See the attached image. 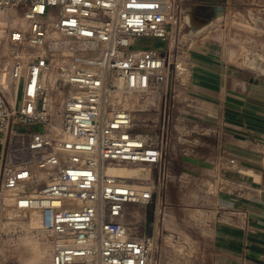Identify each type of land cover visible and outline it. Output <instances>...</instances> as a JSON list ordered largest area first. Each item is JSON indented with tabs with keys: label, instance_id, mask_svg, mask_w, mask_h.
Segmentation results:
<instances>
[{
	"label": "built area",
	"instance_id": "built-area-1",
	"mask_svg": "<svg viewBox=\"0 0 264 264\" xmlns=\"http://www.w3.org/2000/svg\"><path fill=\"white\" fill-rule=\"evenodd\" d=\"M13 8L26 25L1 39L0 210L40 212L51 264H155V227L139 236L125 217L130 204L148 217L157 186L106 169L149 164L162 184L172 176L170 131L153 133L147 114L167 80L185 86L192 75L181 0H0ZM145 37L172 58L139 45Z\"/></svg>",
	"mask_w": 264,
	"mask_h": 264
},
{
	"label": "crops",
	"instance_id": "crops-1",
	"mask_svg": "<svg viewBox=\"0 0 264 264\" xmlns=\"http://www.w3.org/2000/svg\"><path fill=\"white\" fill-rule=\"evenodd\" d=\"M205 1L216 9L208 12L210 27L219 22L216 34L188 49L187 84L167 80L162 102L147 115L158 116L159 132H172L171 174L208 185L203 227L194 219L189 229L206 251L194 264H264V0ZM139 166L159 193L151 177L157 167Z\"/></svg>",
	"mask_w": 264,
	"mask_h": 264
},
{
	"label": "rangeland",
	"instance_id": "rangeland-1",
	"mask_svg": "<svg viewBox=\"0 0 264 264\" xmlns=\"http://www.w3.org/2000/svg\"><path fill=\"white\" fill-rule=\"evenodd\" d=\"M205 2V0H181L184 9V22L180 40L185 45V48L194 47L197 43L212 38V35L216 34L214 29L219 28V22L213 23L210 27L211 16L208 12H215L216 9L203 6ZM15 10L17 9L0 11V17L10 19V24L6 28H0V40L8 28L22 26L23 22L16 20L18 15L22 16L21 12L20 10ZM217 12L219 14V10ZM138 44H148L157 47L162 52H168L166 43L156 37L140 38L138 39ZM4 45V40H1L0 65L4 61ZM244 56L245 59L251 57L247 51H245ZM250 61L248 60V64L252 65L253 63ZM6 77L5 71H2L0 79L4 84L7 82ZM157 118L158 116L156 115L150 116L153 133L157 131L160 135L159 127L154 125ZM162 139L164 156L168 158L173 152L172 132L164 134ZM166 139L168 141L167 145ZM1 154L2 145L0 143V159ZM183 166L180 164L178 167H173V169L178 172L183 169ZM117 173L122 176H133L138 173L144 174V170L139 165L117 166ZM171 175L169 180L162 184L159 182L155 170L151 171V177L156 181V185L159 186V193L155 195L152 204L153 213L151 220L152 225L156 227V241L153 245L155 264H194L197 259L205 256L206 251L200 243L195 242L189 233V229L193 228L194 219L197 220L199 227H203L206 219L204 209L209 204V199L206 197L208 185L205 180H194L185 175L182 178H179L177 174L176 176L175 174ZM211 188L213 190L216 189L215 185L211 186ZM178 194H180L179 197ZM157 202L158 208H156ZM159 207H161V211H159ZM179 210L185 212L181 214L182 219L180 220L177 216ZM31 216L30 212L19 214L11 208L0 210V264H51V241L42 231L38 216H34L37 222H32ZM125 218L132 233L141 236L146 231L145 225L148 221L144 206L130 204ZM32 225L35 226L32 227ZM158 230L159 233L157 234ZM150 233H154L153 228H151Z\"/></svg>",
	"mask_w": 264,
	"mask_h": 264
},
{
	"label": "bare ground",
	"instance_id": "bare-ground-1",
	"mask_svg": "<svg viewBox=\"0 0 264 264\" xmlns=\"http://www.w3.org/2000/svg\"><path fill=\"white\" fill-rule=\"evenodd\" d=\"M15 11H17V10H15ZM209 11V10H208ZM190 18H191V16H190ZM189 18V19H190ZM16 20H19V21H21V22H23V24H22V26H24V25H26V21H25V19L23 18V16H19L18 15V18L16 19ZM10 24V19H7V18H5V17H0V28H6L8 25ZM106 172L108 173V174H112V175H119L118 173H117V166H112V167H109L108 169H106ZM30 213L32 214V222H37V220L35 219V215L36 216H38V220H39V223H40V227H41V216H40V214H39V211L38 210H36V209H33V210H31L30 211ZM37 218V217H36ZM34 224V223H33ZM37 224V223H36ZM33 226H35V225H32V227Z\"/></svg>",
	"mask_w": 264,
	"mask_h": 264
},
{
	"label": "water",
	"instance_id": "water-1",
	"mask_svg": "<svg viewBox=\"0 0 264 264\" xmlns=\"http://www.w3.org/2000/svg\"><path fill=\"white\" fill-rule=\"evenodd\" d=\"M152 213H153V210H152V208L150 207V208L148 209V217H147V221H148V229H149V230H150L149 223H150L151 220H152Z\"/></svg>",
	"mask_w": 264,
	"mask_h": 264
}]
</instances>
